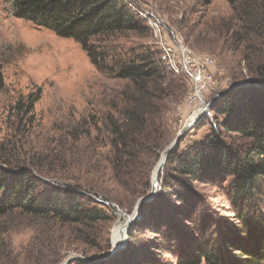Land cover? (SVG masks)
<instances>
[{
	"label": "rangeland",
	"instance_id": "1",
	"mask_svg": "<svg viewBox=\"0 0 264 264\" xmlns=\"http://www.w3.org/2000/svg\"><path fill=\"white\" fill-rule=\"evenodd\" d=\"M117 1L136 14L143 26L136 31L105 33L93 38L91 45L105 54L98 69L79 42L15 18L12 2L0 0V74L5 86L0 96V156L10 167H26L34 174L39 166L48 169L66 166L59 178L48 175L44 180L60 183L66 178L69 184L79 185L85 197L84 207L98 209L102 218L93 234L88 235L87 231L83 239L78 233L80 242L72 237L73 228L51 219L37 220L19 212L0 217V236L11 243L21 264H64L71 255L88 262L103 258L114 249L113 241L117 243L121 239L119 233L115 237L116 230L134 218L141 198L111 182L110 171L104 170V165L99 170L102 157L109 151L107 146H99V128L107 118H117L121 94L130 84L115 76L125 59L147 54L157 66L161 62L166 86L171 85L170 91L160 95L167 145L159 160L155 159L152 175L166 148L199 109L226 94L235 84H245L244 89L264 90V0H242L237 5L233 4L235 0ZM166 48L173 51L171 58L165 59ZM182 50L214 60L208 72L212 77L210 89L203 94L199 105L189 102L193 90L190 78L181 67H175L177 71L171 67V61L179 65L183 60ZM29 98L37 101L31 104ZM221 102L222 99L214 104L219 106ZM216 116L210 109L187 133L180 149L198 145L212 130L221 131L219 125L225 117ZM224 140L237 146L249 143L233 135H227ZM7 168L0 170V188L2 181L13 178L10 173L14 170ZM164 172L165 169L159 175L160 186ZM231 181L230 178L219 184H196L194 190L206 202V209L213 217L210 225H206L207 235L215 234L218 246L226 237L230 239L234 247L229 251L237 261L244 262L246 257L239 250L251 237L244 233V223L233 203ZM132 190H140V186L133 184ZM4 194H7L5 189L0 197ZM259 205L258 210L264 215V197ZM184 213L190 216L189 210ZM194 219L176 217L173 226H165L174 236L170 239L146 230L152 226H138L132 236L128 231L123 246L113 256L120 257L124 264H194L180 256L199 254L194 247L203 240L202 235L206 236L198 233L205 225L203 220ZM35 226L52 228L55 241L49 244L44 235L47 231L37 232ZM194 239L199 242L194 243ZM261 257L260 264H264V250Z\"/></svg>",
	"mask_w": 264,
	"mask_h": 264
},
{
	"label": "trees",
	"instance_id": "2",
	"mask_svg": "<svg viewBox=\"0 0 264 264\" xmlns=\"http://www.w3.org/2000/svg\"><path fill=\"white\" fill-rule=\"evenodd\" d=\"M10 1L15 18L31 22L38 29L50 30L58 37L79 42L98 69L105 60V54L91 45L93 38L105 33L136 31L143 26L137 15L117 0ZM241 1L235 0L233 4L237 5ZM161 61L165 64L164 60ZM157 65L147 54L125 59L119 65L115 72L116 78L130 84L121 94L117 118H107L103 127L99 128V146H107L109 150L106 156L101 155L103 163L99 161L102 163L99 170L104 165V170L110 171V181L137 194V198L146 196L150 191L153 163L155 159L159 160L167 145L162 116L165 112L160 110L159 103L160 95L165 90L170 91L171 85L166 86L161 62L160 66ZM4 87V79L0 74V96ZM232 92L233 97H230V93L222 98L220 105L216 104L219 106L213 104V108H210L217 116L225 117L219 125L221 131L212 130L198 145L185 150L179 147L171 154L166 163L160 193L153 202L142 206L140 220L129 230L132 236L138 226H152L146 230L160 235L162 239H170L174 236L165 226H173L176 217L195 218L193 221L201 218L205 225L201 226L198 233H206V236L202 235L203 240L194 247L199 254H180L188 263L260 264L262 260L264 215L258 208L259 200L264 197V90L249 87ZM28 101L32 104L37 100L29 98ZM227 135L249 143L246 146L226 143L224 137ZM8 164L0 156V170L7 167L14 170V173H10L13 178L1 182L0 193L5 189L7 194L0 197V217L19 212L37 220L51 219L61 226L73 228L72 237L80 242L79 232L85 239L84 233L88 231V235L93 234L98 228L95 225L102 219L100 212L96 208L84 207L85 197L79 185L69 184L66 178L60 183L44 180L51 175L55 179L59 178L57 176L65 173L66 166L48 169L36 165L39 168L34 174L29 168L18 165L10 167ZM230 178L233 203L244 223V233L251 237L239 250L246 257L244 262L237 261L229 251L233 246L229 243L230 239L226 237L225 242L218 246L215 234L207 235L209 227L206 225H210L213 217L206 209V202L194 190L196 184H219ZM133 184H138L140 190H132ZM186 210H189L190 216H186ZM35 229L43 234L47 231L44 235L49 244L55 241L52 228L47 230L46 226H35ZM235 237L232 234V238ZM197 241L194 239L193 242ZM107 256L90 259L89 263L75 260L73 264H124L120 257ZM99 260L102 261L99 263ZM0 264H21L11 243L1 236Z\"/></svg>",
	"mask_w": 264,
	"mask_h": 264
},
{
	"label": "water",
	"instance_id": "3",
	"mask_svg": "<svg viewBox=\"0 0 264 264\" xmlns=\"http://www.w3.org/2000/svg\"><path fill=\"white\" fill-rule=\"evenodd\" d=\"M246 87L245 84H235L230 91H228L226 94L224 95H219L217 97H215L202 111L201 116L192 124H190L186 129H184L182 132L179 133L178 137L174 140V142H172V144L166 148L165 152L162 154V157L159 161V163L157 164L156 168L153 171V175H152V185H151V190L149 192V194L143 198H141L138 203H137V210H136V214L134 216L133 219L129 220L126 222L125 224V229L123 231V237L122 240H120V242L114 246V249L112 250V252L110 254H108L107 258L112 257L118 250L121 249V247L123 246V242L125 241L126 237H127V233L130 230V228L140 220L141 218V208L144 204H147L151 201H153L159 194V191L161 189L160 186V182H159V175L164 171L166 163L169 159V157L171 156V154L177 149L179 148L182 140L184 139V137L187 135V133L195 128L198 123L207 115V113L209 112L210 108L213 106V104L217 101L220 100L222 98H224L225 96H227L232 90L235 89H239V88H243ZM155 172V173H154ZM106 258V259H107ZM75 260H81L85 263H89L87 260H85L82 257L79 256H75V255H71L69 256L66 261L64 262V264H73V262Z\"/></svg>",
	"mask_w": 264,
	"mask_h": 264
},
{
	"label": "built area",
	"instance_id": "4",
	"mask_svg": "<svg viewBox=\"0 0 264 264\" xmlns=\"http://www.w3.org/2000/svg\"><path fill=\"white\" fill-rule=\"evenodd\" d=\"M173 51L169 48L165 49V59L171 58ZM183 60L179 61V65L175 61H171L174 71L175 67H181L183 72L190 78L193 84V90L189 97L190 103L202 102V96L210 89L212 77L208 75L210 68L214 65V60L205 55H192L190 52L181 51Z\"/></svg>",
	"mask_w": 264,
	"mask_h": 264
},
{
	"label": "bare ground",
	"instance_id": "5",
	"mask_svg": "<svg viewBox=\"0 0 264 264\" xmlns=\"http://www.w3.org/2000/svg\"><path fill=\"white\" fill-rule=\"evenodd\" d=\"M202 111H203V109H199L198 111H197V113L194 115V117L193 118H191L190 120H189V124H187V126H186V128L190 125V124H192V123H194L200 116H201V114H202ZM185 128V129H186ZM182 132V131H181ZM155 173V172H154ZM124 229H125V225L124 226H122V227H120V228H118L116 231V234H115V237L117 236V233H119L120 235H121V239L120 240H122V237H123V231H124ZM120 240L116 243V242H114L113 241V243L115 244V245H117L119 242H120Z\"/></svg>",
	"mask_w": 264,
	"mask_h": 264
}]
</instances>
